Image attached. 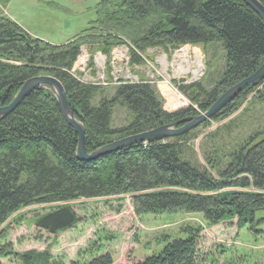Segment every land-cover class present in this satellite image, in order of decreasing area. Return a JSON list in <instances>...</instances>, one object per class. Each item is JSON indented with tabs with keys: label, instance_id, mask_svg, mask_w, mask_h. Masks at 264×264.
<instances>
[{
	"label": "trees",
	"instance_id": "obj_1",
	"mask_svg": "<svg viewBox=\"0 0 264 264\" xmlns=\"http://www.w3.org/2000/svg\"><path fill=\"white\" fill-rule=\"evenodd\" d=\"M11 1L0 0V7ZM258 1L264 6V0ZM94 14V25L83 39L62 45L32 37L0 16V108L11 102L26 80L57 79L74 118L84 127L87 153L197 115L190 105L165 112L156 91L145 81H120L109 98L101 87L78 81L71 71L92 30L100 31L103 38H99L100 49L87 46L90 54L109 56L113 47L127 45L130 65L141 64L142 54L149 49L219 44L224 68L212 85L179 87L201 112L264 61V22L242 0H100ZM251 94L252 103L264 106L262 83L244 89L211 121L233 114ZM115 106L127 110L131 117L127 125L112 128ZM233 123L224 128L226 134ZM191 132L82 162L75 157L77 135L63 119L54 96L40 89L30 93L0 120V264L8 259L31 263L32 253H16L6 241V230L19 211L47 207L33 218V226L54 238L82 221L73 209L79 200L128 197L136 216L199 214L210 226L236 220L240 229L264 235V217L257 215L264 213V125L233 136L229 153L218 152L220 145L213 152L202 151L206 168L187 157L186 144L195 139ZM183 232V238L169 241L158 254L129 264H202L196 237L189 230ZM42 256L46 257H38ZM86 264L113 262L105 253Z\"/></svg>",
	"mask_w": 264,
	"mask_h": 264
},
{
	"label": "rangeland",
	"instance_id": "obj_2",
	"mask_svg": "<svg viewBox=\"0 0 264 264\" xmlns=\"http://www.w3.org/2000/svg\"><path fill=\"white\" fill-rule=\"evenodd\" d=\"M99 2L100 0H12L8 5L0 7V16L18 23L32 37L62 45L71 40L79 41L83 39L80 37L89 33L88 29L93 27V21L96 20L94 12ZM91 33L87 37L88 44H82L84 46L80 49L73 70H76V77L81 82L100 86L109 98L113 95L118 80L128 83L145 81L156 91L165 112L184 110L190 105L197 111L196 116L204 113L191 104L179 87L202 83L203 87L209 88L212 85L224 68V51L219 44L186 45L167 51L149 49L142 54L143 61L139 65H126L123 57H116L117 52L128 57L127 45H120L113 47L111 54L106 55L108 58H103L98 64L96 57L101 53L90 54L86 49L90 45L100 49L102 44L99 43V38L103 37L100 31L92 30ZM194 51L199 53L201 60V74L196 77L192 73L197 61ZM182 55L192 64L186 73L178 65ZM113 58L115 77L110 81L105 67ZM90 62L93 63L92 68H89ZM115 78L118 80L115 81ZM167 91L176 100H170ZM252 101L253 94L247 96L241 107L230 116L217 122L210 119L205 122L207 126L202 124L191 130L195 139L186 144L187 157L206 168L201 157L202 151L213 152L217 149L216 145H220L218 152L229 153L233 147V144H229L233 136L237 137L240 133L246 135L253 129L263 127L264 106ZM130 118L125 108L115 106L111 126L116 128L127 125ZM228 123L233 125L229 134H226L224 128ZM214 135L224 141L217 144ZM46 209L47 207L32 206L19 211L6 230V241L12 244L16 253H32L29 255L32 259L30 264H86L105 253L110 255L113 264H129L158 254L169 241L183 238L185 230L196 237L198 261L202 264H264V235L240 229L235 224L236 220L210 226L199 214L173 212L136 216L128 197L79 200L74 203L73 209L82 217V221L74 229L59 233L53 238L37 231L33 226L36 214ZM257 215L264 217V213ZM42 254L46 257H38ZM1 264L18 262L8 259L1 260Z\"/></svg>",
	"mask_w": 264,
	"mask_h": 264
},
{
	"label": "water",
	"instance_id": "obj_3",
	"mask_svg": "<svg viewBox=\"0 0 264 264\" xmlns=\"http://www.w3.org/2000/svg\"><path fill=\"white\" fill-rule=\"evenodd\" d=\"M242 2L264 22V6L258 0H242ZM262 83H264V61L253 74L230 87L226 92L220 95L203 114L186 117L175 123L146 131L138 135L125 137L104 145L91 153H87L85 149L84 127L74 118L61 83L53 77L37 76L26 80L13 96L11 102L7 106L0 108V120L13 112L23 99L36 89L47 91L54 96L63 119L73 128L77 135V146L75 151L76 159L82 162H89L131 145L149 143L155 140L164 141L181 136L212 119L224 107L230 104L244 89L260 86Z\"/></svg>",
	"mask_w": 264,
	"mask_h": 264
},
{
	"label": "bare ground",
	"instance_id": "obj_4",
	"mask_svg": "<svg viewBox=\"0 0 264 264\" xmlns=\"http://www.w3.org/2000/svg\"><path fill=\"white\" fill-rule=\"evenodd\" d=\"M193 53H194V56H195L197 61H196V69L192 73H193L194 77H196V76H199L201 74V72H200L201 60H200L199 53L197 51H194ZM183 54L186 55L184 52H183ZM184 55H182V56L184 57ZM191 65L192 64L190 63L189 59L184 57V59L179 64L180 69H183V71L182 70H179V71L186 73L189 70ZM167 95L169 96L170 100H176L175 96H173L171 92L167 91Z\"/></svg>",
	"mask_w": 264,
	"mask_h": 264
},
{
	"label": "built area",
	"instance_id": "obj_5",
	"mask_svg": "<svg viewBox=\"0 0 264 264\" xmlns=\"http://www.w3.org/2000/svg\"><path fill=\"white\" fill-rule=\"evenodd\" d=\"M117 56L123 57V60H124L123 63H125V64L127 65V63H128V57H124L123 55H121V54L118 53V52H117L116 57H117ZM183 59H184V57L181 58L179 64L181 63V61H182ZM113 60H114V58L112 59L110 65H111V68H112V70H113L112 73H111V75L113 76V79H114L115 75H114V65H113ZM117 60H118V59H117ZM121 62H122V61H121ZM179 64H178V65H179ZM117 72H120V71H117ZM117 79H118V78H117ZM115 80H116V78H115Z\"/></svg>",
	"mask_w": 264,
	"mask_h": 264
},
{
	"label": "crops",
	"instance_id": "obj_6",
	"mask_svg": "<svg viewBox=\"0 0 264 264\" xmlns=\"http://www.w3.org/2000/svg\"><path fill=\"white\" fill-rule=\"evenodd\" d=\"M18 24V23H17Z\"/></svg>",
	"mask_w": 264,
	"mask_h": 264
}]
</instances>
